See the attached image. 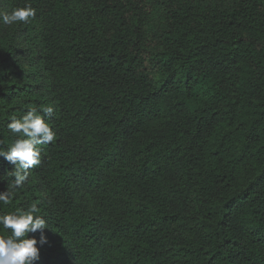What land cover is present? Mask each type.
I'll return each mask as SVG.
<instances>
[{"label":"trees","instance_id":"1","mask_svg":"<svg viewBox=\"0 0 264 264\" xmlns=\"http://www.w3.org/2000/svg\"><path fill=\"white\" fill-rule=\"evenodd\" d=\"M25 4L0 22V147L33 106L56 138L0 214L37 205V264H264V0L0 11Z\"/></svg>","mask_w":264,"mask_h":264},{"label":"clouds","instance_id":"2","mask_svg":"<svg viewBox=\"0 0 264 264\" xmlns=\"http://www.w3.org/2000/svg\"><path fill=\"white\" fill-rule=\"evenodd\" d=\"M36 15L31 4L13 7L8 11H0V22L4 25L29 23ZM41 112L43 115H41ZM54 106L46 105L40 109L29 107L20 116L12 115L7 123L8 130L18 138L0 147V158L13 166L10 171L13 182L10 189L0 191V203L8 204L14 192L28 179V170L40 164V144H48L56 138L55 131L46 122L45 116L51 117ZM39 209L34 203L28 209H17L0 214V226L5 230L0 234V264H37L40 248L48 243L45 234L46 220L37 213ZM10 230V232L8 231ZM36 235H29V234Z\"/></svg>","mask_w":264,"mask_h":264}]
</instances>
